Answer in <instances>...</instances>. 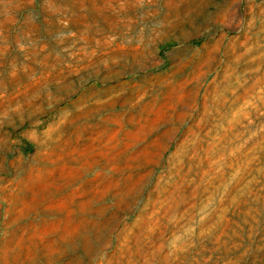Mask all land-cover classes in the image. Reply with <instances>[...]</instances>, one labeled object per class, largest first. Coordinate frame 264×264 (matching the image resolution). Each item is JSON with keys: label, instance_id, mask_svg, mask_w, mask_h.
<instances>
[{"label": "rangeland", "instance_id": "1", "mask_svg": "<svg viewBox=\"0 0 264 264\" xmlns=\"http://www.w3.org/2000/svg\"><path fill=\"white\" fill-rule=\"evenodd\" d=\"M0 264H264V0H0Z\"/></svg>", "mask_w": 264, "mask_h": 264}, {"label": "trees", "instance_id": "2", "mask_svg": "<svg viewBox=\"0 0 264 264\" xmlns=\"http://www.w3.org/2000/svg\"><path fill=\"white\" fill-rule=\"evenodd\" d=\"M25 147L23 148L24 150L28 151L32 149V143L28 142L27 140H25Z\"/></svg>", "mask_w": 264, "mask_h": 264}]
</instances>
